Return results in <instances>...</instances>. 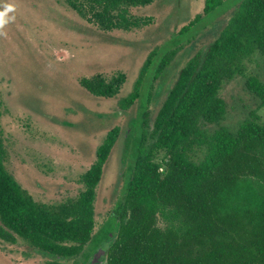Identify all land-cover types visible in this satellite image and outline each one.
<instances>
[{
    "label": "trees",
    "instance_id": "trees-1",
    "mask_svg": "<svg viewBox=\"0 0 264 264\" xmlns=\"http://www.w3.org/2000/svg\"><path fill=\"white\" fill-rule=\"evenodd\" d=\"M65 1L102 30L126 31L151 21L131 8L155 0ZM221 2L204 0L188 27ZM255 53L264 55V0H241L218 36L176 73L151 122L144 108L132 162L122 172L123 188L111 211L115 232L105 235L107 264H264V123L250 111L232 131L221 123L226 103L219 95L225 81L245 75V64ZM175 54L160 58L154 78ZM155 56L156 50L148 54L133 91L119 102L121 109L140 97ZM123 81L118 73L79 83L96 96L110 97ZM245 86L264 107L259 76L246 75ZM119 131H108L80 176L83 189L75 197L42 203L4 165L0 128V239L12 242L18 235L58 259L81 255L93 236L96 188Z\"/></svg>",
    "mask_w": 264,
    "mask_h": 264
},
{
    "label": "rangeland",
    "instance_id": "rangeland-1",
    "mask_svg": "<svg viewBox=\"0 0 264 264\" xmlns=\"http://www.w3.org/2000/svg\"><path fill=\"white\" fill-rule=\"evenodd\" d=\"M241 0H222L211 13L188 25L202 12L204 0H155L131 12L151 21L131 30H102L82 19L65 0H0L14 5V19L0 27V128L4 165L33 200L56 203L75 197L83 189L80 176L95 160L108 131H120L103 167L96 188L95 227L83 253L58 259L30 247L18 235L12 242L0 239V264H87L106 245L114 231L111 211L123 188L122 172L130 167L140 117L148 110L149 122L176 73L196 51L212 42ZM156 50L140 97L128 109L119 102L134 88L148 54ZM161 75L155 64L175 51ZM264 55L255 53L245 64V75L225 81L219 95L225 100L222 124L235 131L250 111L264 123V107L245 86L246 75L264 82ZM118 73L124 81L116 94L96 96L81 78ZM151 93L145 104V96ZM145 104V106H144ZM213 129L214 126H209Z\"/></svg>",
    "mask_w": 264,
    "mask_h": 264
},
{
    "label": "clouds",
    "instance_id": "clouds-1",
    "mask_svg": "<svg viewBox=\"0 0 264 264\" xmlns=\"http://www.w3.org/2000/svg\"><path fill=\"white\" fill-rule=\"evenodd\" d=\"M14 10V5L6 4L3 9L0 10V27L14 19L13 16H9L8 13Z\"/></svg>",
    "mask_w": 264,
    "mask_h": 264
},
{
    "label": "water",
    "instance_id": "water-1",
    "mask_svg": "<svg viewBox=\"0 0 264 264\" xmlns=\"http://www.w3.org/2000/svg\"><path fill=\"white\" fill-rule=\"evenodd\" d=\"M103 254H104V250L103 249L99 250L98 253L94 254L93 259H91V262L94 263V262L98 261L100 256ZM100 264H107V262L105 260H103V261H100Z\"/></svg>",
    "mask_w": 264,
    "mask_h": 264
},
{
    "label": "flooded vegetation",
    "instance_id": "flooded-vegetation-1",
    "mask_svg": "<svg viewBox=\"0 0 264 264\" xmlns=\"http://www.w3.org/2000/svg\"><path fill=\"white\" fill-rule=\"evenodd\" d=\"M91 259H92V257H91ZM91 259L89 262H87V264H100V261L104 260V255H101L100 258L98 259V261H96L94 263L91 262Z\"/></svg>",
    "mask_w": 264,
    "mask_h": 264
}]
</instances>
